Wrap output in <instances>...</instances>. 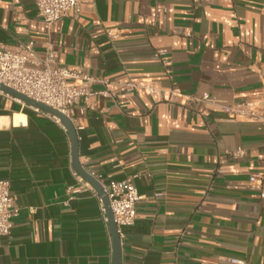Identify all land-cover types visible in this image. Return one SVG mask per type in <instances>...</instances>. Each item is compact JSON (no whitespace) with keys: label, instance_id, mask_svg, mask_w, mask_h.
I'll list each match as a JSON object with an SVG mask.
<instances>
[{"label":"crops","instance_id":"1","mask_svg":"<svg viewBox=\"0 0 264 264\" xmlns=\"http://www.w3.org/2000/svg\"><path fill=\"white\" fill-rule=\"evenodd\" d=\"M80 1L47 31L33 0H0V46L32 42L41 55L49 45L56 62L95 78L69 117L87 171L139 173L122 264H264V198L249 185L259 174L264 189V124L198 100L263 98L264 0ZM132 78L180 95L128 90ZM73 171L62 123L0 95V179L19 208L0 264H113L104 205L92 190L69 198Z\"/></svg>","mask_w":264,"mask_h":264},{"label":"built area","instance_id":"2","mask_svg":"<svg viewBox=\"0 0 264 264\" xmlns=\"http://www.w3.org/2000/svg\"><path fill=\"white\" fill-rule=\"evenodd\" d=\"M41 21L47 31L52 24L65 16L72 14L76 17L80 12V0H33ZM161 55L162 52H159ZM165 64L169 63L167 61ZM168 72V71H167ZM169 73V72H168ZM95 78L81 67L69 68L55 60L54 50L48 45L43 54H38L32 42H21L13 46H0V83L5 84L26 96L58 109L69 116L71 107L86 102L96 92L92 90ZM107 84V79L101 80ZM264 88V74L262 75ZM126 89L141 88L146 93L155 96L157 100H172L180 95L176 89H172L167 96L164 90L158 86L157 81L149 78L128 79L123 82ZM105 96H111L112 92L105 88L97 92ZM0 95L14 98L0 90ZM16 99V98H15ZM18 100V99H17ZM199 101L217 103L223 112L231 120L245 119L256 120L264 124V95L261 100H246L234 103H222L203 94ZM50 115V114H49ZM56 122L60 120L50 115ZM232 156L240 157L243 150L238 148L231 152ZM102 186L108 197L113 213V219L120 238L123 237V228L134 223L137 212L136 202L141 197L133 178L139 173L131 174L124 179H105L102 175L88 171ZM77 185H70L66 191L71 198L72 194L86 190H95L75 171ZM262 175L251 174L249 185L259 189V196L264 198V189H261ZM100 201L101 197H100ZM104 220L107 222L105 209L102 207ZM19 208L14 204L10 192L9 180L0 179V237L10 233L13 218L18 215ZM233 263H243L242 260L231 259Z\"/></svg>","mask_w":264,"mask_h":264},{"label":"water","instance_id":"3","mask_svg":"<svg viewBox=\"0 0 264 264\" xmlns=\"http://www.w3.org/2000/svg\"><path fill=\"white\" fill-rule=\"evenodd\" d=\"M0 90L24 103L27 105L36 108L38 110L44 111L60 120L64 128L66 129L70 142H71V165L73 170L79 174L101 197L102 203L105 209V215L107 218V224L111 234L112 240V255H113V264H122V240L117 231L116 224L113 219V213L110 207L108 197L104 193V190L101 184L92 177L89 172L81 165L78 156V135L74 123L71 118L59 111L56 108H53L47 104H44L40 101H37L33 98L26 96L25 94L11 88L5 84L0 83Z\"/></svg>","mask_w":264,"mask_h":264}]
</instances>
